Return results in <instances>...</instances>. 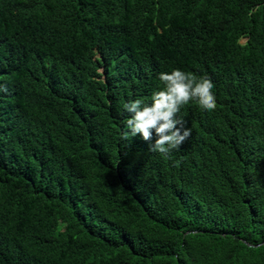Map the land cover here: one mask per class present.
<instances>
[{
  "label": "trees",
  "instance_id": "trees-1",
  "mask_svg": "<svg viewBox=\"0 0 264 264\" xmlns=\"http://www.w3.org/2000/svg\"><path fill=\"white\" fill-rule=\"evenodd\" d=\"M177 67L166 157L122 105ZM0 264H264V0H0Z\"/></svg>",
  "mask_w": 264,
  "mask_h": 264
},
{
  "label": "clouds",
  "instance_id": "clouds-1",
  "mask_svg": "<svg viewBox=\"0 0 264 264\" xmlns=\"http://www.w3.org/2000/svg\"><path fill=\"white\" fill-rule=\"evenodd\" d=\"M148 36L151 39V33ZM158 80L162 86L153 90L148 100L136 98L123 103L126 117L123 135L125 138L139 135L149 142V151L167 157L180 151L192 134L191 128L178 116L182 106L195 101L202 110L212 111L217 106V98L215 85L207 75L198 76L177 67L160 72Z\"/></svg>",
  "mask_w": 264,
  "mask_h": 264
}]
</instances>
